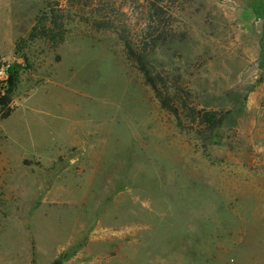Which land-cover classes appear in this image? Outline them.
I'll return each instance as SVG.
<instances>
[{"label": "rangeland", "instance_id": "rangeland-1", "mask_svg": "<svg viewBox=\"0 0 264 264\" xmlns=\"http://www.w3.org/2000/svg\"><path fill=\"white\" fill-rule=\"evenodd\" d=\"M23 5L0 264H264V0Z\"/></svg>", "mask_w": 264, "mask_h": 264}, {"label": "crops", "instance_id": "crops-1", "mask_svg": "<svg viewBox=\"0 0 264 264\" xmlns=\"http://www.w3.org/2000/svg\"><path fill=\"white\" fill-rule=\"evenodd\" d=\"M48 1H51V0H0V29H1V38H2L0 42V59H4L6 56H8L11 53L13 46H14L13 44L15 43V40L19 36L18 34H14L12 30L10 29L11 25L13 24L14 11H16V15L18 16L20 4L23 5V3H26V2L43 3V2H48ZM4 15H6L7 20L11 19L10 21L5 22L6 25L9 26L7 28L6 33H4V30H3V28L5 29V26L3 23ZM5 41L7 45L10 46L9 49L3 48Z\"/></svg>", "mask_w": 264, "mask_h": 264}, {"label": "trees", "instance_id": "trees-1", "mask_svg": "<svg viewBox=\"0 0 264 264\" xmlns=\"http://www.w3.org/2000/svg\"><path fill=\"white\" fill-rule=\"evenodd\" d=\"M10 72H12V69ZM12 73L13 74L9 80L8 86H6L5 83L0 81V94H2L0 95V112L2 111V116L4 118L8 117L11 113V111L8 109V106L11 102V95L13 94L18 81V73L17 72H12ZM5 109L8 111H4Z\"/></svg>", "mask_w": 264, "mask_h": 264}, {"label": "built area", "instance_id": "built-area-1", "mask_svg": "<svg viewBox=\"0 0 264 264\" xmlns=\"http://www.w3.org/2000/svg\"><path fill=\"white\" fill-rule=\"evenodd\" d=\"M12 69V63L6 59H0V81L8 79L10 71Z\"/></svg>", "mask_w": 264, "mask_h": 264}]
</instances>
